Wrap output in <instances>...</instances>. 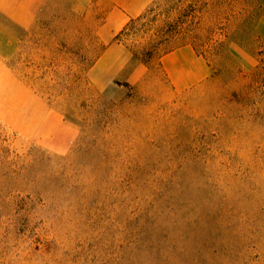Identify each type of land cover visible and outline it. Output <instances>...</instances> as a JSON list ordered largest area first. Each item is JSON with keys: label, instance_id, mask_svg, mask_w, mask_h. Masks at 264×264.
<instances>
[{"label": "rangeland", "instance_id": "rangeland-1", "mask_svg": "<svg viewBox=\"0 0 264 264\" xmlns=\"http://www.w3.org/2000/svg\"><path fill=\"white\" fill-rule=\"evenodd\" d=\"M47 13L0 33V264H264V0Z\"/></svg>", "mask_w": 264, "mask_h": 264}, {"label": "crops", "instance_id": "crops-1", "mask_svg": "<svg viewBox=\"0 0 264 264\" xmlns=\"http://www.w3.org/2000/svg\"><path fill=\"white\" fill-rule=\"evenodd\" d=\"M53 7L54 0H0V33L32 32L36 21L47 16ZM7 21L15 29L4 27Z\"/></svg>", "mask_w": 264, "mask_h": 264}]
</instances>
